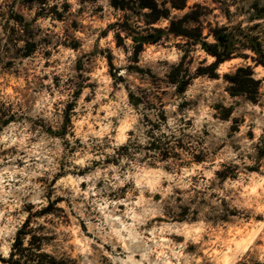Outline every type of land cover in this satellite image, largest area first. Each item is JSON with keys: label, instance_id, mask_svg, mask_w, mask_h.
<instances>
[{"label": "clouds", "instance_id": "1", "mask_svg": "<svg viewBox=\"0 0 264 264\" xmlns=\"http://www.w3.org/2000/svg\"><path fill=\"white\" fill-rule=\"evenodd\" d=\"M152 3L0 0V264H264V0Z\"/></svg>", "mask_w": 264, "mask_h": 264}, {"label": "trees", "instance_id": "2", "mask_svg": "<svg viewBox=\"0 0 264 264\" xmlns=\"http://www.w3.org/2000/svg\"><path fill=\"white\" fill-rule=\"evenodd\" d=\"M115 3H119L121 6H126L124 4V0H115ZM141 6H149V7H152L153 9H155V5H154V3H152V0H142V5ZM158 15H159V13H157V12L154 11L153 17L155 18ZM165 15H166V13H165ZM173 31H180L179 25L174 24L173 25ZM149 38H151V37H149ZM156 38H158V37H156ZM141 39H144V38H141ZM220 39L227 41L229 38L227 36H225V35L222 34L221 37H220ZM227 46L230 47V44L227 45Z\"/></svg>", "mask_w": 264, "mask_h": 264}]
</instances>
